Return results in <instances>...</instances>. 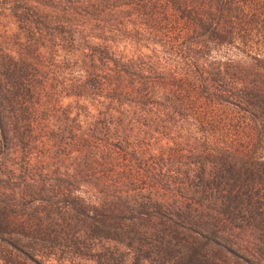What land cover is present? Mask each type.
<instances>
[{"label":"trees","instance_id":"trees-1","mask_svg":"<svg viewBox=\"0 0 264 264\" xmlns=\"http://www.w3.org/2000/svg\"><path fill=\"white\" fill-rule=\"evenodd\" d=\"M80 261L264 264V0H0V264Z\"/></svg>","mask_w":264,"mask_h":264},{"label":"rangeland","instance_id":"rangeland-1","mask_svg":"<svg viewBox=\"0 0 264 264\" xmlns=\"http://www.w3.org/2000/svg\"><path fill=\"white\" fill-rule=\"evenodd\" d=\"M6 30H7L8 32H11V31L13 30V25H12V23H8V24H7ZM80 263H83V264H90V263L85 262V261H80Z\"/></svg>","mask_w":264,"mask_h":264}]
</instances>
